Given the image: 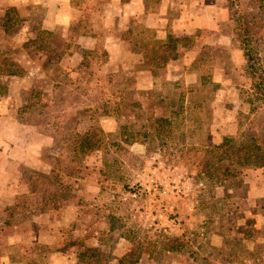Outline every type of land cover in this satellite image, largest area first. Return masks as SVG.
<instances>
[{
	"label": "rangeland",
	"instance_id": "obj_1",
	"mask_svg": "<svg viewBox=\"0 0 264 264\" xmlns=\"http://www.w3.org/2000/svg\"><path fill=\"white\" fill-rule=\"evenodd\" d=\"M144 1L159 27L132 0L0 5V264H264V167L218 148L264 151L229 0ZM238 10L264 65V5Z\"/></svg>",
	"mask_w": 264,
	"mask_h": 264
},
{
	"label": "trees",
	"instance_id": "obj_2",
	"mask_svg": "<svg viewBox=\"0 0 264 264\" xmlns=\"http://www.w3.org/2000/svg\"><path fill=\"white\" fill-rule=\"evenodd\" d=\"M259 3V5H264V0H253ZM242 4V0H229V10L232 16L236 20L235 32L239 38L242 50L244 52V57L247 62L250 75L252 77L253 86L257 88L258 94L261 99L264 100V65H261V58L257 53L258 45L255 40H257V35L255 29V24L253 21V16L248 19L246 13H240L238 7ZM244 12V11H241ZM236 14V15H235ZM242 14V15H241ZM238 22V24H237ZM254 24V26H253ZM254 28V29H253ZM171 38V37H170ZM168 43L164 42L159 44V47H164ZM175 56H168L162 59V63H167L168 59ZM161 58V57H159ZM12 64L11 66H13ZM8 75H17L20 73L19 67L16 69H10L6 71ZM90 134L89 131L85 132L81 136V141L83 143L89 142L87 138ZM227 143L230 144L232 139H227ZM221 151L220 159H227L232 163H239L243 166L261 167L264 166V151L260 144L253 142L250 146H244L243 149L237 148L232 143L227 146L218 147ZM173 250L174 247H171Z\"/></svg>",
	"mask_w": 264,
	"mask_h": 264
},
{
	"label": "crops",
	"instance_id": "obj_3",
	"mask_svg": "<svg viewBox=\"0 0 264 264\" xmlns=\"http://www.w3.org/2000/svg\"><path fill=\"white\" fill-rule=\"evenodd\" d=\"M38 1L41 3L43 0H0V2H1L0 5H2V6H15L18 9V11H20V13L22 12L21 14L24 15V12L22 9H25L24 7H28V4L36 3ZM53 2H54V0H44L45 5H47V3L49 5H51V3H53ZM132 2L133 3L136 2V4H134V5L136 7H138L139 15H142V19L144 22H146L147 25L156 26V27H159L161 25L159 20H162V19L160 18L159 14L157 12H149L146 14L145 1L144 0H136V1L132 0ZM133 3H131L130 5L133 6ZM32 7L38 8L37 5H33ZM58 8L59 7L56 5V11L53 12L51 8H49V9L47 8L46 12H48V14H51V13L55 14V15L59 14L60 16L65 15L64 14L65 12H63L61 14V11ZM132 9L133 8H131V10ZM62 20H63V18L60 17V18L54 20L53 24L61 22ZM44 22H47V21H44ZM189 73H191V72H189ZM261 167L263 168L264 166H261ZM259 196H264V191L262 189H258V192L249 193V197H247V198H249V202H253V204H255L254 201L256 202L255 199L258 198ZM252 214L254 215V218L256 219V221H258L256 223V225L257 224H259V225L263 224L264 216H262L261 214H258V212L255 213V211ZM262 245L264 247V240L262 241ZM119 263H120V257L114 258V261L112 259L109 264H119Z\"/></svg>",
	"mask_w": 264,
	"mask_h": 264
}]
</instances>
